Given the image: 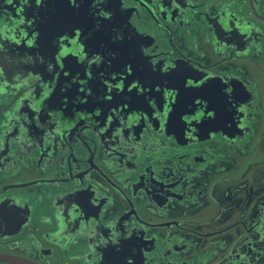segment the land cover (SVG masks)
Masks as SVG:
<instances>
[{"label":"flooded vegetation","instance_id":"1","mask_svg":"<svg viewBox=\"0 0 264 264\" xmlns=\"http://www.w3.org/2000/svg\"><path fill=\"white\" fill-rule=\"evenodd\" d=\"M0 264H264V0H0Z\"/></svg>","mask_w":264,"mask_h":264},{"label":"snow or ice","instance_id":"2","mask_svg":"<svg viewBox=\"0 0 264 264\" xmlns=\"http://www.w3.org/2000/svg\"><path fill=\"white\" fill-rule=\"evenodd\" d=\"M71 2L73 3V5H77L79 3V0H71ZM107 15V14H106ZM67 51H70V50H66L65 51V54H67ZM97 59H99V57H97ZM125 71L127 73H132L135 71V66L134 64H129L128 62L125 63ZM165 71L169 72V73H172L173 71H178V68H175V66L169 68V69H166ZM133 81H136V83H133ZM183 88L185 90H188V91H193V90H202V89H205L206 85L203 81H192V80H188L187 77H183ZM141 84H144V86L146 87V84L145 82L140 79V78H136V79H133L131 81H129V85L133 88H136L138 91H142V88L140 87ZM153 87H155V84H153ZM173 88H175V86H171ZM168 96L172 97L173 98V103H175V100H176V97H175V93L174 92H169L168 93ZM197 96H204V94H196V95H192L191 96V102L193 105H200L201 107H203V105L201 104V101L199 99H197ZM206 99V97H205ZM160 105L161 107H163V101H160ZM178 105H176L177 107ZM191 111H195V108H192ZM167 114V113H165ZM208 115H213V113L209 112L207 113ZM202 115H204V113L202 112H198L196 115H193L191 117V119L193 120H197L199 119ZM185 120L189 119L188 116H185L184 117Z\"/></svg>","mask_w":264,"mask_h":264}]
</instances>
